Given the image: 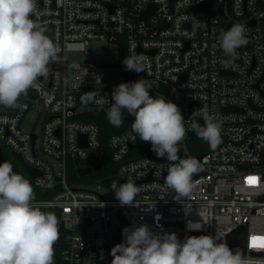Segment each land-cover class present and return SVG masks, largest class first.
I'll return each instance as SVG.
<instances>
[{"label": "built area", "instance_id": "built-area-1", "mask_svg": "<svg viewBox=\"0 0 264 264\" xmlns=\"http://www.w3.org/2000/svg\"><path fill=\"white\" fill-rule=\"evenodd\" d=\"M203 3V9L189 11ZM37 8L40 15L33 19L61 49V62L50 63L48 75L16 107L0 105V149H9L38 172L29 174L35 189L46 194L34 203L59 221L55 264H111V249L125 241L123 230L140 225L161 235L176 233L181 242L219 230L230 248L244 247L245 255L264 258V251L250 250L264 249L251 246L252 237L264 236V0H37ZM235 24L245 26L247 44L226 57L220 36ZM96 39L117 43L126 58L142 56L145 72L127 71L125 79L120 60L67 59L68 52L85 50ZM110 67L121 68L113 81ZM139 79H148L149 94L177 104L185 118L178 156L196 158L203 168L193 177L190 197H178L167 187L171 162L145 153L151 144L131 134L134 117L126 110L128 127L105 143L97 123L76 118L83 109L108 113L104 98L114 103L117 85ZM88 92L94 98L85 103ZM34 105L44 112L40 134L23 126ZM205 109L221 123L220 143L194 153L189 143L198 136H191V125L204 126L197 113ZM107 157L114 171L84 183L99 181L112 196L69 181V159L89 161L82 168ZM249 178L257 182L249 184ZM129 181L140 189L137 205L122 206L111 185ZM189 223L200 229L189 230Z\"/></svg>", "mask_w": 264, "mask_h": 264}, {"label": "clouds", "instance_id": "clouds-1", "mask_svg": "<svg viewBox=\"0 0 264 264\" xmlns=\"http://www.w3.org/2000/svg\"><path fill=\"white\" fill-rule=\"evenodd\" d=\"M38 15L37 0H0V105L16 107L19 98L48 75V65L61 62V49L33 19ZM245 32L244 25L235 24L221 34L220 47L226 57H234L247 44ZM123 64L126 71L145 72L142 56L125 58ZM151 88L148 79L120 83L111 93L114 103L106 97L101 103L110 105L107 118L114 127L122 126L124 110L134 117L130 130L135 139L150 142L158 158L171 162L167 187L178 197H190L196 188L193 177L203 170L202 165L196 158L178 156V145L186 135L185 118L177 104L164 96L153 98ZM93 98L94 92H88L82 101ZM197 114L204 126L192 123V130L215 148L220 143L221 123L206 109ZM111 188L122 206L137 205L140 189L135 182H113ZM34 200L31 183L14 172L10 162L0 163V264H55L59 221L55 214L41 211ZM188 228L199 230L200 225L189 223ZM123 235L125 241L111 249V264H264V258L230 248L219 230L215 236H187L183 242L176 233H153L147 225L125 228Z\"/></svg>", "mask_w": 264, "mask_h": 264}, {"label": "trees", "instance_id": "trees-1", "mask_svg": "<svg viewBox=\"0 0 264 264\" xmlns=\"http://www.w3.org/2000/svg\"><path fill=\"white\" fill-rule=\"evenodd\" d=\"M125 54L124 52H120V61L123 64V60L125 59ZM122 75L124 76L125 79H128V72L124 69L122 70ZM90 102V101H89ZM77 119H80L82 121L86 122H94L97 123L100 127L101 130V137L102 141L105 143L108 138L115 134L118 133L122 130H124L126 127H128V120L124 119L122 126L120 127H114L112 124L109 123V120L107 118V113L103 110L100 109H83L78 112L76 115ZM194 142V144H193ZM195 143L200 144L202 146H197ZM189 147L192 152L194 153H203V151L210 149V145L208 142L205 140L197 137L193 139L192 142L189 143ZM146 154L150 155H156L152 150L147 149L145 150ZM10 162L13 165V171L21 174L25 179H27L34 190V195L35 197H44L45 192H40L37 189H35L33 185V180L32 177L30 176L28 170L26 169V166L24 162L20 159L19 156L14 154L12 151H10L7 148L0 149V163L3 162ZM89 164V161L82 160H68V177L70 182H78V183H84L86 182L89 178H92L95 175H108L114 171V164L110 161V159L107 157L102 161V168L98 172H94L93 174H87L85 176H79L78 174V169L81 166H85Z\"/></svg>", "mask_w": 264, "mask_h": 264}, {"label": "rangeland", "instance_id": "rangeland-1", "mask_svg": "<svg viewBox=\"0 0 264 264\" xmlns=\"http://www.w3.org/2000/svg\"><path fill=\"white\" fill-rule=\"evenodd\" d=\"M67 59L70 61L89 60L96 63L113 64L119 62L120 50L118 44L115 42L96 39L90 41L89 44L86 45L85 50L68 52ZM107 73L108 79L113 81L118 78L119 74L121 73V68L110 67L107 69ZM43 120L44 112L41 111L39 106L34 105V107L26 114L23 126L27 130L34 129L37 134H40ZM83 185L88 188L97 189L108 196L113 195L111 190L107 186L102 185L99 181L95 183H83Z\"/></svg>", "mask_w": 264, "mask_h": 264}, {"label": "water", "instance_id": "water-1", "mask_svg": "<svg viewBox=\"0 0 264 264\" xmlns=\"http://www.w3.org/2000/svg\"><path fill=\"white\" fill-rule=\"evenodd\" d=\"M204 7H205V3H203L202 5L193 6L192 8H190L189 11H194V10H197V9H200V8L203 9ZM147 14H148V12L146 11V13L144 14V16H146ZM131 78H132V76H131ZM191 136H196V133L195 132H191ZM201 157H202V155L199 156V159H201ZM101 166H102V164L99 163V164H96V165H94L92 167L91 166L82 167V168H79L78 173H79L80 176H85V175L91 173L94 170H99L101 168ZM26 168H27L28 172L33 177H35V176L38 175V172L35 169H33V168L29 167V166H27ZM113 180H114V176L104 179L103 180V183L104 184H108V183H110ZM242 228L243 227L237 228L234 231V233H238ZM224 239L227 241V237L226 236L224 237ZM239 249H241L243 252L245 251L244 247H239Z\"/></svg>", "mask_w": 264, "mask_h": 264}, {"label": "snow or ice", "instance_id": "snow-or-ice-1", "mask_svg": "<svg viewBox=\"0 0 264 264\" xmlns=\"http://www.w3.org/2000/svg\"><path fill=\"white\" fill-rule=\"evenodd\" d=\"M257 181H256V178H249L248 180V183L249 184H255ZM259 242V243H257ZM253 247H261V248H264V237H257V236H254L252 237V245Z\"/></svg>", "mask_w": 264, "mask_h": 264}]
</instances>
